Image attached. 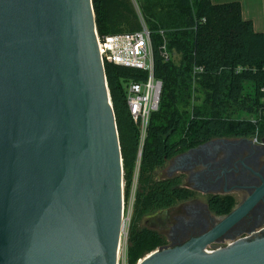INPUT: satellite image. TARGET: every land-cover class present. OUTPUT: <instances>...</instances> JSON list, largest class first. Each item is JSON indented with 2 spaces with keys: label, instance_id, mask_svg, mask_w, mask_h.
<instances>
[{
  "label": "water",
  "instance_id": "95a60500",
  "mask_svg": "<svg viewBox=\"0 0 264 264\" xmlns=\"http://www.w3.org/2000/svg\"><path fill=\"white\" fill-rule=\"evenodd\" d=\"M96 30L92 0H0V264H117L123 162ZM263 193L136 264H264V235L215 245Z\"/></svg>",
  "mask_w": 264,
  "mask_h": 264
},
{
  "label": "trees",
  "instance_id": "16d2710c",
  "mask_svg": "<svg viewBox=\"0 0 264 264\" xmlns=\"http://www.w3.org/2000/svg\"><path fill=\"white\" fill-rule=\"evenodd\" d=\"M92 2L101 36L139 30L142 18L151 33L154 76L162 81L159 108L150 115L141 145L126 101V83L146 79L147 72L104 65L120 140L125 202L135 184L126 255L128 264H136L167 244L144 219L195 196L181 178H157L167 160L213 137L264 135V33L242 18L238 1ZM163 37L168 59L162 55ZM196 66L203 70L194 74ZM237 67L242 69L235 73ZM208 203L217 214L234 206L229 196L210 197Z\"/></svg>",
  "mask_w": 264,
  "mask_h": 264
},
{
  "label": "flooded vegetation",
  "instance_id": "af4514ba",
  "mask_svg": "<svg viewBox=\"0 0 264 264\" xmlns=\"http://www.w3.org/2000/svg\"><path fill=\"white\" fill-rule=\"evenodd\" d=\"M166 178H181L195 196L160 210L155 226L166 235L165 246L180 245L209 231L264 183V135L213 137L180 151L167 160ZM229 196L233 208L226 214L210 209L208 200ZM156 230V229H155ZM264 235V193L215 245L224 247L240 238Z\"/></svg>",
  "mask_w": 264,
  "mask_h": 264
},
{
  "label": "built area",
  "instance_id": "2783aa9c",
  "mask_svg": "<svg viewBox=\"0 0 264 264\" xmlns=\"http://www.w3.org/2000/svg\"><path fill=\"white\" fill-rule=\"evenodd\" d=\"M140 22L141 28L133 32L106 34L101 36L96 30L95 34L98 51L104 65L106 62H110L116 65L133 67L147 72L146 79L141 81H129L126 83V101L128 109L134 122L138 126L140 143L143 145L150 115L159 108L162 81L154 76V57L151 33L142 18L140 19ZM161 33L163 34V32ZM165 42L164 38V42L161 47L162 55L168 59L170 55L166 50ZM241 69V67H237L235 69V73H238ZM202 70V67L196 66L194 67L193 73L196 74ZM260 91L262 93V101L264 102V86L260 88ZM256 136L257 135L254 137ZM134 190L135 184L131 190L129 198V200H131V206L128 207V214L126 217L124 216L125 204H127L129 200L124 202L125 198H123L122 230L118 248L117 264L118 261H120L121 264H128L126 255L128 228H125V224L126 221L130 222L134 201ZM122 237L124 239L126 249L124 252H121L120 255ZM207 251L211 252L212 250L211 248H208Z\"/></svg>",
  "mask_w": 264,
  "mask_h": 264
},
{
  "label": "crops",
  "instance_id": "0c3cea01",
  "mask_svg": "<svg viewBox=\"0 0 264 264\" xmlns=\"http://www.w3.org/2000/svg\"><path fill=\"white\" fill-rule=\"evenodd\" d=\"M230 1L240 2L242 18L251 20L256 32L264 33V0H211L213 4Z\"/></svg>",
  "mask_w": 264,
  "mask_h": 264
},
{
  "label": "rangeland",
  "instance_id": "374dc122",
  "mask_svg": "<svg viewBox=\"0 0 264 264\" xmlns=\"http://www.w3.org/2000/svg\"><path fill=\"white\" fill-rule=\"evenodd\" d=\"M175 58H177V56H174ZM192 97H190V101H191ZM184 99L180 100L179 101V105H181L183 103ZM185 114V113H184ZM185 116L187 117V113L185 114ZM167 177V174H166V171L165 169H159L157 171V178L158 179H162V178H166ZM125 202V200H124ZM131 206V200H129V202L127 204H125V214L124 216L126 217L127 214H128V207ZM130 216V215H128ZM158 218H160V211L156 212V213H153L149 216H147L144 221H143V224L148 227V228H151V229H156L158 230L155 226V224L158 223ZM128 224H129V221H126V224H125V228L127 229L128 228ZM166 237V235H165ZM167 238V237H166ZM168 240V239H167ZM126 249V246H125V242H124V239L122 237V240H121V250H120V255H121V252H124ZM118 264H121L120 261H118Z\"/></svg>",
  "mask_w": 264,
  "mask_h": 264
}]
</instances>
